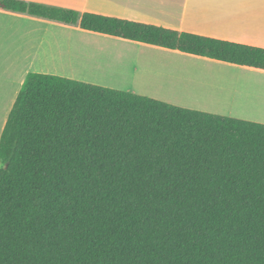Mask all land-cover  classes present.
<instances>
[{
	"label": "trees",
	"instance_id": "trees-1",
	"mask_svg": "<svg viewBox=\"0 0 264 264\" xmlns=\"http://www.w3.org/2000/svg\"><path fill=\"white\" fill-rule=\"evenodd\" d=\"M0 9L264 72L263 48ZM0 264H264V124L28 73L0 135Z\"/></svg>",
	"mask_w": 264,
	"mask_h": 264
},
{
	"label": "crops",
	"instance_id": "crops-1",
	"mask_svg": "<svg viewBox=\"0 0 264 264\" xmlns=\"http://www.w3.org/2000/svg\"><path fill=\"white\" fill-rule=\"evenodd\" d=\"M21 1L74 10L79 14L90 13L149 24L264 49V0ZM87 38L94 40L95 48L90 50L87 47ZM102 39L109 42L104 46L101 44ZM98 43L106 49L97 48ZM160 51L264 75L263 71L101 35L82 30L78 25L0 9V135L28 73L81 81L85 72L94 75L84 76L86 78L106 82H93V85L109 89H120L116 85L125 86L127 88L123 90L129 93H136L134 87L138 83L147 86L151 81L165 88V94L169 96L175 95L172 90L190 94L194 88L203 91H227L231 101L228 112L235 109L242 116H246L239 117L245 121H254L252 118L264 120V91L258 88L262 85L247 89L232 87L219 81L223 74L220 73L223 70L221 67L215 70V65H211V69H203L208 67L187 61L170 62V59L157 57L156 53ZM62 64L65 69L61 67ZM74 70L81 76H76ZM203 73H210L211 77ZM216 73L220 76L218 80L215 78ZM160 94L167 98L164 93ZM238 98L242 105L237 104L235 108L234 103ZM228 116L231 115L228 113Z\"/></svg>",
	"mask_w": 264,
	"mask_h": 264
},
{
	"label": "rangeland",
	"instance_id": "rangeland-1",
	"mask_svg": "<svg viewBox=\"0 0 264 264\" xmlns=\"http://www.w3.org/2000/svg\"><path fill=\"white\" fill-rule=\"evenodd\" d=\"M87 40H88L86 43L87 47L90 50L92 48H95L94 46H96V44L93 43L94 40L90 39V38H87ZM108 42L109 41H107L105 39L101 40V44L104 46ZM97 46H98L97 48L102 47L101 49H104V50L106 49V48H103V46H100L99 43L97 44ZM156 55H158L157 57H162L164 59H170V62H172V61H187L190 63L202 65L204 67H208V68H203V69H211L210 66L215 65L214 67L217 68V69L215 68V70H218V67L219 68L221 67L223 69V70H220V71H222L220 73H223L221 75V77L218 75V73L215 74V78L217 80L220 77L219 81L221 80L222 82H225L232 87L236 86V87H241L244 89L256 87L258 85L259 86L262 85L261 87H258V88H261V90L264 91V75L263 74L256 73V72L253 73L247 69L240 70V69L235 68V67L219 66L216 64L205 63L204 61H195L194 59H187V57H181L179 55H176L173 53H166L164 51H160V52L156 53ZM164 59H162L161 61H164ZM61 67L64 68V65L62 64ZM88 69H90V68H88ZM199 69H202V68H199ZM66 70H68V69H66ZM206 71L210 72V70H206ZM74 72H75L76 76H79V74L76 73L75 70H74ZM83 73L85 74L84 76L94 77V75H90V74H87L85 72H83ZM203 74L211 77L210 73L209 74L203 73ZM84 76L81 77L80 82L88 83V84H94L93 82L104 83V82H99L97 80H94L90 77L86 78ZM137 85H138L137 87H139V88L134 87V90L136 92L134 94H136V95L155 99V100H158V101H161L164 103H168V104H171V105H174L177 107L190 109V110H194V111H200V112H205V113L214 114V115L227 116V117H231V118H235V119H239V117H246V116H242L243 114H239L238 112H236L235 109L231 113L228 112V111H230V108H231V101H230V97H229L230 95L228 94L227 91H224V92L203 91V90H198V89L194 88V89H192V92L190 94L176 92V91L172 90V93L177 95V96H175V95L169 96V95L165 94L166 89L161 87L158 83L151 81L150 85H147V86H145V85L141 86L139 83ZM116 87H119L120 89H114V90H119V91H124L123 89L127 88L125 86H119V85H116ZM177 88H179V87H177ZM164 89H165V91H164ZM186 91L189 92V90H186ZM160 93H164L167 98H165V96L160 94ZM239 102H240V98H238V100L234 103L235 108H237V104L242 105V104H239ZM228 113L231 116H228ZM252 119H254V121L264 122V120H261V119H257V118H252ZM254 121H251V122H254ZM260 122H255V123H260ZM261 124H263V123H261Z\"/></svg>",
	"mask_w": 264,
	"mask_h": 264
}]
</instances>
